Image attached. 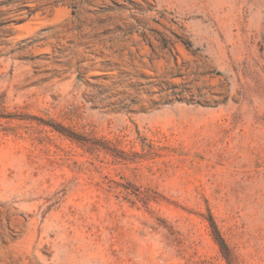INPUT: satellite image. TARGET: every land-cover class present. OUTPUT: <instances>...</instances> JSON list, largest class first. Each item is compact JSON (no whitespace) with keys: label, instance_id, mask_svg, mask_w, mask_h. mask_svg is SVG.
Wrapping results in <instances>:
<instances>
[{"label":"rangeland","instance_id":"1","mask_svg":"<svg viewBox=\"0 0 264 264\" xmlns=\"http://www.w3.org/2000/svg\"><path fill=\"white\" fill-rule=\"evenodd\" d=\"M0 264H264V0H0Z\"/></svg>","mask_w":264,"mask_h":264},{"label":"bare ground","instance_id":"2","mask_svg":"<svg viewBox=\"0 0 264 264\" xmlns=\"http://www.w3.org/2000/svg\"><path fill=\"white\" fill-rule=\"evenodd\" d=\"M44 18H46V17H39L38 15H37V17L36 18H34V19H37V20H43ZM37 25V24H36Z\"/></svg>","mask_w":264,"mask_h":264}]
</instances>
